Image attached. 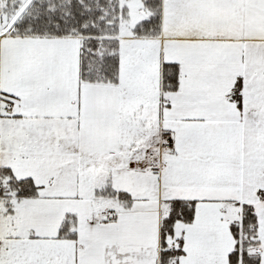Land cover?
Segmentation results:
<instances>
[{"label": "snow or ice", "instance_id": "obj_1", "mask_svg": "<svg viewBox=\"0 0 264 264\" xmlns=\"http://www.w3.org/2000/svg\"><path fill=\"white\" fill-rule=\"evenodd\" d=\"M0 264H264V0H0Z\"/></svg>", "mask_w": 264, "mask_h": 264}]
</instances>
